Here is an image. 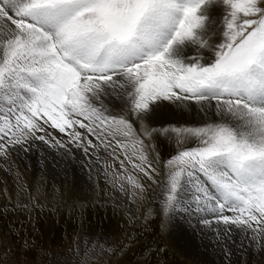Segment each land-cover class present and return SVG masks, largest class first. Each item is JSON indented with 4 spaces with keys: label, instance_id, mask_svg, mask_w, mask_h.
<instances>
[{
    "label": "snow or ice",
    "instance_id": "snow-or-ice-1",
    "mask_svg": "<svg viewBox=\"0 0 264 264\" xmlns=\"http://www.w3.org/2000/svg\"><path fill=\"white\" fill-rule=\"evenodd\" d=\"M169 106L195 109L197 123L165 125ZM161 140L176 154L157 215L186 217L214 264H264V0H0L2 166L40 144L79 152L143 199ZM98 243L73 264L123 252Z\"/></svg>",
    "mask_w": 264,
    "mask_h": 264
},
{
    "label": "rangeland",
    "instance_id": "rangeland-1",
    "mask_svg": "<svg viewBox=\"0 0 264 264\" xmlns=\"http://www.w3.org/2000/svg\"><path fill=\"white\" fill-rule=\"evenodd\" d=\"M222 14V9H212L211 15L217 18L213 29L219 26ZM214 41L220 42L218 37ZM187 50L186 55H196L194 48ZM202 55L209 58L212 53L203 50ZM198 119L195 109H185L176 115L172 106L159 117L165 125L177 126L192 125ZM156 152L162 162L160 175L156 183L143 180L147 188L143 199H134L129 191L121 192L99 167L90 170L79 152L74 159H81L82 172H76L70 165L64 168L71 158L44 144L26 156L14 155L11 172L1 161L0 256L12 264H73L78 247L98 250L102 238L106 246H118L123 252L112 257L105 251L99 261L93 257L92 264H214L192 247L182 246L175 224L157 215L163 198L160 186L164 179L163 162L176 154V148L161 140L156 142ZM125 187L130 189L127 183ZM191 234L196 236L193 230ZM91 237L97 240H90ZM9 248L11 251L7 252Z\"/></svg>",
    "mask_w": 264,
    "mask_h": 264
},
{
    "label": "bare ground",
    "instance_id": "bare-ground-1",
    "mask_svg": "<svg viewBox=\"0 0 264 264\" xmlns=\"http://www.w3.org/2000/svg\"><path fill=\"white\" fill-rule=\"evenodd\" d=\"M188 51V50H187ZM207 52V51H206ZM194 54V53H193ZM209 55V54H208ZM171 107V106H170ZM173 107V106H172ZM195 112V111H194ZM170 115V113H169ZM193 115V114H192ZM180 118V117H179ZM178 118V119H179ZM182 118H185V117H182ZM184 120V119H182ZM176 121V120H175ZM181 122V121H180ZM187 122V121H186ZM36 149V148H35ZM32 152V151H31ZM60 155V154H59ZM23 156V155H22ZM21 156V157H22ZM66 157V156H65ZM79 159V158H78ZM22 160V159H21ZM69 162H65V166L64 168H67L69 165V167L73 166V168L76 169V172H82L83 171V167H81V163H80V160H77V158H71V159H68ZM30 161V160H29ZM71 161V162H70ZM0 163H2L0 161ZM57 163V162H56ZM55 163V164H56ZM68 163V165H67ZM77 163V164H76ZM3 164V163H2ZM54 164V163H53ZM61 164V163H60ZM62 165V164H61ZM45 169V168H44ZM4 170V168H3ZM52 170V169H51ZM56 171V170H55ZM9 172V171H8ZM63 172V171H62ZM73 172V170H72ZM92 172V171H91ZM55 173V172H54ZM63 174V173H62ZM91 178V177H90ZM13 192V191H12ZM184 219L186 220V222L184 221ZM188 224V219L186 217H181L179 218L176 222H175V229L178 231L179 230V235H178V239H179V242L182 246L184 247H192V249L195 251V252H199L200 255H202L203 257H205L207 260H209L210 262L212 261V263H214L217 259V254L216 252L213 250V249H210V247H206V244H207V240H202L199 236H194L191 234V231L192 229L190 227H186V224Z\"/></svg>",
    "mask_w": 264,
    "mask_h": 264
}]
</instances>
